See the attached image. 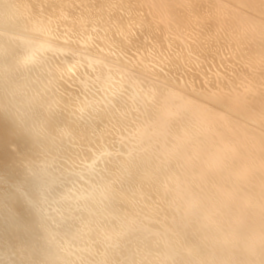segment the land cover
<instances>
[{"label": "bare ground", "instance_id": "6f19581e", "mask_svg": "<svg viewBox=\"0 0 264 264\" xmlns=\"http://www.w3.org/2000/svg\"><path fill=\"white\" fill-rule=\"evenodd\" d=\"M218 1H220V0H218ZM230 1L231 2H233V1L239 2L240 5H237L238 7L235 5V7L239 8V9L242 8L243 12H244L245 8L246 9L249 8V9L253 10L254 6L257 7V9H255V10H258L260 12V14L262 15V17L259 18V20H263V22H264V0H260L261 5L257 1H256V4H254L252 2L254 4V6H252L253 4L251 5V2H250L251 0H230ZM220 2L224 3L228 7L231 6V3L226 2V0H221ZM220 2L215 3V5L220 4V6L222 7V5H224V4H221ZM148 3H150V0H0V71L4 72L5 76L7 77L8 74L14 72L13 69H19L20 67H22L20 65H22V64L25 65L24 61L29 60L31 58L30 57L31 55L28 52L29 48L30 49L35 48L36 46H38L40 44L39 46L47 45L46 48L48 50H49V48L53 49V47L58 46L60 48L65 49L63 51L67 50L68 54H69V52H71L70 54H73L75 56L74 58H70V57L68 58L67 57V59H65L63 62L59 63L58 68L60 67L61 70L64 69V71L65 70L67 71V74L65 76H68V74L71 75V73L73 71H75L76 66L79 65L78 61L81 60L80 62H82L83 59L89 58L91 61V62H89V65L93 62L98 68H100L101 71H99L98 68L96 69V71L99 74L101 72H106L107 71L106 68L110 69L112 67L111 68L112 70L110 73L112 74L113 78H117V80L119 79V81L122 80L123 79L122 77H124L125 75L126 76L129 75V77H127V79H129L131 75H132V77L139 78V80L140 79L144 80V78H147L150 82V86H149V84L147 85L146 83H143V85L146 84V86L141 85L142 84V83H140V82H142L141 80L138 82L137 85H141V87H145V88H147V86H148V88L151 87L152 89H148L146 91L144 89V93L139 92L140 93L139 95L137 93H136V95L134 94L135 91L137 92L138 86L135 87L133 85L135 87L134 88L132 86V84L134 82L132 83V81L130 79L129 80L131 81V86L128 85L130 82L128 84L124 83L125 85H123L122 81H121L122 84H119L118 81L116 83H114L115 81H113L111 79L110 75H108V72H107V74L104 73L105 75L102 73L103 75L101 74V75L97 76L98 77V79L96 78L97 82L101 83L100 86H95V84L98 85V83H95V81H93L95 78L92 80L94 82V84H93V82L91 83V80L89 81L86 79L89 83L94 85V88H92V86H89L90 84H87V83H85L87 85H84V88H86V86H89V88L91 87L90 89H92V92L90 89L88 90V88L86 90L83 87H81V88H83V90L86 91V93H88V91L90 94L93 93V94H91V95H93V98H91L92 96L89 95V93H88V95L90 96L89 97L90 100L88 99V96L86 99H88L90 102L93 99L96 103L95 104L94 101H92L93 104H91V105L92 106L95 105V107L93 106L94 108L91 109V111H92L91 114L89 112L91 106H88V105L87 106L90 107V108L87 107V109H89V111H88L89 114L84 113V115H86V116L91 115L90 121L87 120V122H84L83 120H86V118H85L82 121L84 123H86V125L85 124L84 125L78 124L79 126H75L76 128H78L77 131L75 130L76 134H79L82 137V139H83V137H85L84 139H86V142L95 141V143L96 142L99 143V141L107 140V137L109 136L110 133L111 134L115 133L117 135L118 134L121 135L123 133V132L119 133L121 131V129H122V131H123V129L125 130V128L128 127V125L130 127H132V129H133V130L129 131L130 127H128V130L127 129L125 130V131H129V133L124 136L126 139H122L123 141L119 142L118 145H116V148L115 149L113 148L114 150L113 149L111 150V148L109 150L107 149L110 152H108V151L103 152V150L105 148H108L107 146H105V148H104V145H106L108 143V142L106 143V141H105L104 145L101 146V147H103V148H101V149H103L102 151L99 147H97V148L95 147L96 150L99 148V150H97V152L99 151L98 152L99 154H100V151L103 153L108 152L107 154L110 153V155H111L110 157H112V158L109 159L108 162L110 160L112 161V159H113V164L110 161L111 164L113 165L112 168H116L118 172L112 171V168L110 170V166H109L110 162L109 163L104 162L105 165H103V168L105 169V166L108 164L109 170L111 172H114V174H115V172L118 173V176L120 177L119 179L120 180L123 179L122 181L125 180V182H126L125 183L126 185L123 184V189L121 190V188H122L121 184H120L121 181L119 180V182H118V184H120V186H119L120 188H119V187H117L118 185L116 186V184H114L118 181L117 179H116L117 181H115V177L117 175H114L115 177L113 176L114 177L113 178V177H110V175L111 174L113 175V173H110V175H109L110 178H108V179L106 178V179L109 181V183H111V181L109 179L113 178L112 179L113 183L106 184L108 181H104V182H106L105 184L99 183L100 185L97 186V188H95V190L97 189V191L101 190L100 195L103 196V198H107V199L111 198L112 202L110 204L108 214L116 217L120 226L122 224L124 225L122 231H126V229H127V232H128V229L131 226V224L127 228V226H128L127 222L128 221L131 222L130 220H132L133 218L136 217V219L138 218L137 219L138 221L140 220L143 222V224L144 223L147 224L150 231L156 233L155 235L152 233H151L152 235L151 234H148V235H151L154 239H160L163 246L159 250L158 255H156V256L153 255L154 258L149 257V259L144 260V261H146L145 264H156L157 260H161L160 262L163 261V264H213L214 259L216 257H217V259H215V260H217V261L219 260L218 264H264V229H263V231L261 230L262 233H257L258 232V230H256L257 227L256 228L254 227V225L258 226V224H256L259 221L258 218L262 217V216H256V215H261L262 212L264 215V165H261V163L257 160V158H256V160H254V159H253V161L251 160V158L249 157V154H247V152H246L247 147H246V145L244 146L245 143H243V142H245L244 141L245 134H243V133L246 130V132H245L246 134H249L251 137H252V135H254L257 139V141L255 140L256 142H253L252 145L250 143V147H254L256 151H260V148H262L261 146H264V130L261 131V129L259 127L260 123H258L259 128L257 127V125H255V128H254V127H252L253 126L252 123L250 125V122L246 121V123H244L245 126H243L244 127L243 130H240V132L238 131L237 134L235 133L237 138L238 137L240 138V140H236V138H233L232 136H230L229 132L226 130V127H227L226 125L228 123L226 124L225 120L227 122L228 118L227 119L224 118V117L228 116V117L232 118L234 121L237 118V116H235L234 114L240 113V111L242 109H243L242 111H244L247 114L245 116H248L249 118L251 117L250 119H252V120L253 119L258 120L262 116L254 114V115L258 116V118H256V116L253 117L248 111L251 108V107L250 108L247 107L249 105V103H248V105H245V106L240 105V107L238 106L237 102H231L230 104H227L226 102L223 101L224 98L221 99V95H218L217 93L210 92L208 89L205 90L206 92L201 91V93L199 95L198 94L194 95L197 92H199L198 90H201V88H200V86L197 87L198 89L196 88V85H198V83L194 77V73L192 72V70H194V69H191V71L185 69V67L190 62V59L192 58L190 56L189 52L198 51L199 53H201L200 56H202V54H203V55H206L209 57L213 56L212 54H217L215 57L216 59L215 58L213 59V60H217V57L219 56V54L217 53V50H219V49H220V51L223 50L225 48V46L228 44L231 45L232 48L234 46V48H235L234 51H235L236 55H238V54L240 55V53H241V56H242L245 54V53L242 54V51L245 52V50H248L247 53L251 57L253 56V58L255 59L254 63L256 65V61L259 58L258 56H261L262 58H264V38H263V42H259V41L256 42V43H258L257 46H255L256 43H255V45H252L251 41H248V40L246 41V42H248V45H245L244 43H246V42L242 41L245 38L244 35H243V38H241L242 39L241 40L240 36L236 38V36H238L239 33L236 36L233 35V33L235 34L236 30H235V32L233 31V33H231L233 28L234 27L236 28V25L238 24L236 22V25L231 24V25H234L233 28L230 26L232 28L231 31H230V27H229V29H222V27L224 28L225 25L221 27V29L223 30L222 31V30H217V28H216L217 23H214L216 26L215 29L212 28L213 26L210 28L209 25L206 24L207 26L204 30L202 28H200V31H201V29L203 31H201V33L199 32L200 34L197 35L193 39L194 40L193 43L192 42L190 43L189 41L185 40L182 37V35H181L182 32L181 33L178 32L180 29L179 30L177 29V33L173 34V37H165L163 39L162 38L163 34H159L157 32L161 28L160 27L161 22L165 23L168 21L165 18V15H163V13H164L163 8H162L163 5L162 4L161 5L159 4L157 6L154 5V8L152 9V8L148 7ZM145 5H147L146 9H144ZM165 7H166V5H165ZM223 7H224V9L226 8L225 6H223ZM231 7L234 10L236 9L233 7V5ZM229 8H227V10ZM144 10H146V11L148 10V13L141 14V12ZM166 10H168V9H166ZM234 10H232L233 13H234ZM238 10H235V11L237 12ZM240 10H239V12H240ZM213 11H214V9H213ZM228 11H230V10H228ZM232 11H230V12H232ZM166 12H169V11H166ZM166 12H165V14H166ZM216 12H219V11L216 10L214 12V14H216ZM227 12H225L224 14H226ZM230 12H229V14H230ZM236 12L234 13V14L238 15L236 20L237 21L238 20L243 21L242 19H240V18L245 16L244 14H242L243 12H240L241 13L240 15ZM249 12H250L249 10H247V12L245 11L246 14H248ZM212 14H213V12H212ZM220 14H222V13H220ZM224 14H223V17H224ZM249 14H251V13H249ZM249 14H248V16H249ZM206 15H207V13H206ZM217 15H218V13H217ZM230 15H232V14H230ZM230 15H228V16H230ZM251 15L254 16L253 14H251ZM251 15H250V18L252 17ZM208 16H211V15L209 14ZM234 16H236V15H234ZM169 17L171 19H173L171 15ZM214 17L215 16H213V18ZM225 17H227V16L225 15ZM211 18H212V16H211ZM219 18H220V16H219ZM250 18H249V20H250ZM226 19H228V18H226ZM246 19L248 20V17H246ZM175 20H176V23L178 24L177 28H179V27L181 28L182 24H184L186 26V28L189 27L188 26V23H189L188 16L180 15V16H177L175 18ZM214 20L216 21V19H214ZM214 20L212 19V21H211L212 24H210V25H213ZM252 20H254L255 24H256V22H259V23L262 22L259 20L256 21L257 19H255V18L254 19L252 18ZM202 21H204V20L202 19ZM220 21H222V19ZM230 21H231V19H230ZM248 21H247V23H248ZM204 22H202V24ZM244 22H246V21H243V23ZM205 23H204L203 28L205 27ZM250 23H251V25H250ZM250 23L248 26L245 23V27L247 26V29H248V30L246 29L245 31L252 32L253 29L258 28V25H256L257 28L253 25L254 28L251 27L252 31L249 30L248 27H250V26H252V24H254L253 21ZM54 24L55 25L58 24L56 26L59 28H62V27H60V24H62V26H64V30L61 31V29H58V28H57L58 30L57 29L50 30L51 27H53V28L55 27V26H53ZM223 24H225V23L222 22V25ZM228 24H230V23H228ZM240 24H242V23H240ZM220 26H221V22H220ZM242 26H243V24L240 26V28ZM260 26H261V28L263 27L262 24ZM186 28H185V30H186ZM164 29L166 32L167 29L166 28H164ZM183 29H181V30H183ZM262 29H264V27ZM259 30H260V28H258L257 33H259L261 31V30L260 31ZM135 34H137V37H134ZM253 35L255 36V34H253ZM245 36H247L248 39L250 37V36L248 37V34ZM251 37H252V39L254 38L253 36H251ZM147 39H150V41L153 42V46L156 47L158 51H160L162 49V47L166 46L163 42H165L166 44L169 45L168 47H166V49L169 52V55L164 60L163 65H161L160 63H158L157 61H154V60L153 61L155 63L151 62L152 59H149L150 57L147 58L145 56V54L147 52L146 49H148V46H149V43L146 42ZM259 39H261V38H259ZM186 42H188V44L189 43L190 44L188 45L186 50H184V48H182V44L183 43L185 44ZM250 43H251V45H250ZM53 45H55V46H53ZM185 45L187 46V44H185ZM169 48L170 49L174 48L176 50H174L173 52L170 53ZM39 49H41V48L39 47ZM215 49H216V53L214 51ZM48 50L46 52H48ZM56 51H57V48H56ZM220 51H219V53L222 54V52H220ZM60 52H62V51H60ZM32 53H33V51H32ZM36 53H38V52H36ZM51 53H52V50H51ZM52 54H54V53H52ZM62 54H63V52L61 53V55ZM64 54H65V52H64ZM248 54H246V56L249 57ZM35 55L36 54H33V56H35ZM37 55H39V54H37ZM40 55H42V54H40ZM58 55H55V57H57ZM61 55H59L58 57H61ZM251 57H250V59H251ZM48 58H50V57L48 56ZM37 59H38V57H37ZM43 59H44V57H43ZM53 60H51V61H53ZM209 60H210V58H209ZM36 61H38V60H35L34 62L36 63ZM44 61H42V62H44ZM48 61L50 64L52 63L50 60H48ZM60 61H62V59H60ZM56 62L58 63V61H56ZM257 62H261V60L257 61ZM29 63L32 64L30 60H29ZM47 63H45V64H47ZM40 64H42V63H40ZM45 64L44 63L42 64V65H44L43 68L45 67ZM50 64H47V65L50 67ZM52 64H54V63H52ZM60 64H61V66H60ZM54 65H53V67H54ZM25 66H27V65H25ZM86 66H88V65H86ZM86 66H82V67L83 68L85 67L84 69L86 70V73H88V71L90 72L91 69L88 66V68L90 69L89 70L88 68H86ZM155 66H158V67L164 69L165 71H160ZM166 66H168V68ZM40 67H41V65H40ZM77 67H79V66H77ZM44 69H46V68H44ZM51 69H53V71L52 70L51 71L54 74L55 73L54 71H56V70L54 68H51ZM103 69H105L106 71H102ZM61 70H59L60 73H61ZM92 70H93V68H92ZM92 70H91V72H92L91 75L93 74ZM178 70H181L182 74H179L180 75L179 78L173 77L172 73L177 72ZM66 71H65V73H66ZM76 71H78V69H76ZM94 71H95V68H94ZM79 72L81 73L82 71H79ZM97 72H95V73H97ZM194 72H196V71H194ZM55 74L58 75L57 80L60 79V76H61V78L62 77L65 78V76H62L58 73H55ZM62 74H63V71H62ZM82 74H83V72H82ZM86 75H88V74H86ZM197 75H199V74H197ZM55 76H53V77H55ZM71 76H73V75H71ZM71 76L68 78H71ZM202 77H205V76L203 75ZM79 78H80V76H79ZM81 78H80V80H82ZM50 79L53 81L52 78H50ZM72 79H73V77H72ZM76 79L77 78L75 76L74 80H76ZM83 79L85 80V78H83ZM131 79H133V78H131ZM147 79H145V80H147ZM74 80H72V82H74ZM134 80L136 81V79H134ZM203 80H206V78H204ZM67 81L70 82L69 79L66 80V83H67ZM125 82H128V81L126 80ZM145 82H147V81H145ZM74 83H76V82H74ZM112 83L114 84V86L111 85ZM204 83H205V81H204ZM79 84H80V82H79ZM247 86H249V85H247ZM65 87H63V88H65ZM132 87L134 88L133 90H132ZM68 88L66 87L65 90L63 89L65 91V95H67L66 91H68V92L70 91V94H68V96L72 97L71 96V89L68 90ZM96 88H99V89L96 90ZM203 88L204 87H202V89ZM93 89L95 90V92H93ZM249 90H250V88H249ZM73 91H75V90L72 89V93L74 94ZM80 91H82V90L80 89ZM140 91L143 92L142 88ZM217 91H219V90H217ZM84 92H83V94H84ZM220 92H222V91H220ZM247 92H248V89H247ZM75 93H77V92H75ZM86 93H85V95H87ZM242 93H244V92H242ZM77 94L79 95V93H77ZM83 94H81V95H83ZM232 95H233V93H232ZM73 96L78 97L76 95H73ZM199 96L202 97V99H200ZM70 97H68V99ZM79 97H80V95H79ZM85 97H84V99H85ZM225 97L229 98L228 96H225ZM238 97H241V96H238ZM60 98H61V103H64L65 101L62 99L65 97L60 96ZM78 98H77V100H78ZM73 99H74V104H75V105L73 104V106L76 107V105H77V109H79L80 112L82 109L85 110V112H87L86 111L87 109H84L87 102L82 103V97L79 99V100H81V102L76 101V98H74V97H73ZM84 99H83V101H84ZM232 99H233V96H232ZM235 99H237V98L234 97L233 100H235ZM70 100H72V98ZM240 100L242 102L241 98H240ZM247 100H249V98ZM89 101H88V104H89ZM68 102H66V103H68ZM244 102H245V100H244ZM71 103H73V102H70V104ZM199 103H201L203 105L199 106L198 105ZM63 105L65 106L66 104H63ZM218 105H222L221 108H216V106H218ZM262 105H263V103H262ZM58 106L62 107L61 105H58ZM253 106H255V105H253ZM66 107L70 108V106H67V105H66ZM223 107H225V108H223ZM63 108H65V107H63ZM69 108H68V110H70V111H71V109H72V111L75 110V108L73 109V107H71V109H69ZM227 108L230 111L228 110V112L226 113ZM79 110L77 111L78 112L77 114L80 113ZM215 111L217 114H219V117L221 116V118L215 117V115L212 116V113H214ZM263 111H262V114H263ZM75 112L76 111H74V113ZM229 112H230V114H229ZM82 113H83V111H82ZM82 113H80V117L82 116ZM75 115H76V113H75ZM75 115H74V117H75ZM72 116H73V114H72ZM76 117H79V116L77 115ZM81 119L77 120V123H79L78 121H80V124H83ZM87 119H89V117ZM261 119H263V118H261ZM73 120H74L73 122L75 123L76 119H73ZM229 120H231V119H229ZM247 120H249V119H247ZM239 121H241V120H239ZM261 122H262V120H261ZM263 122H264V120H263ZM74 123H72V122H71V124L69 123V126L72 124L76 125ZM232 126H233V124L231 125V127ZM67 127H68V125H67ZM68 128H66V129L68 130ZM73 128H70V129L72 130ZM74 129H73V131H74ZM75 131L73 133H75ZM90 132L91 133L93 132L94 134H92V136L87 137L88 134H91ZM232 133H234V132L232 131ZM76 134L74 135V137L77 138ZM254 136H253V140L255 139ZM260 137H262V139H260ZM108 138H110V136ZM121 138H122V136H121ZM78 139L81 141L80 137ZM84 139L81 142L84 143V145H86V142H83V141H85ZM91 139H94V140H91ZM245 139L247 140L246 137H245ZM108 140L110 142V139H108ZM248 140H249V138H248ZM248 140H247V143L249 142ZM103 142H100L99 146L102 145ZM257 142L261 145L259 146L257 144ZM115 143H116V141H115ZM88 144L91 145L92 149L94 148L93 146H95L94 143H93V145H92V143H88ZM108 144H111V146H112V143H108ZM113 145H114V142H113ZM200 145H202V148ZM111 146H109V147H111ZM113 147H115V145ZM244 147H246V148H244ZM91 148H90V150H91ZM0 151H1L0 152V158H2L1 162L3 161L4 164L7 162V166L3 167L2 169L7 167L6 169H8L7 170L8 173H9V171H11L15 175L16 179L21 180V183L23 181L24 184H26V185L29 182H31L30 184H32V181H28L27 183H25L26 181H24V180H26V179L27 180L28 179L34 180V176L36 177L34 180L35 184L37 183L36 179L37 180L38 179L43 180L42 178L44 175V170L38 165H33L31 169L25 168L22 166L23 171L19 170V172L15 173L14 169L18 165L22 164L21 163L22 160H21L19 155H17L13 150H11L9 142L7 141V130L5 128H2L1 126H0ZM89 151H88V153H89ZM95 151L93 150L94 154L98 155L97 152H95ZM111 151H113V152H111ZM244 152H246L245 153L246 155L244 154ZM90 154H92V153H90ZM241 154L242 155L244 154V155L242 156ZM223 155L225 156V159H227V157H229L231 159L236 158L238 160H241V159H239L241 156L245 158V160L243 161V163L241 165V168H239V169L237 168L238 171L235 172L236 174L233 173L236 176L234 178L236 181V186L238 188H240L242 186V184L247 185V183H249V181H248L249 179H247V178H248V175H250L249 173L252 172V171L250 172L249 170H251L253 168L258 169V170L256 169L258 171L257 176H256L257 177L256 178V185L257 186H255L254 189H249V190H252V191H250L249 194L245 195V192H243L244 193V199H245V202H244L245 208L244 209L246 211H248L249 214L253 213V211H251L253 204H257L259 201L257 200L258 201L257 203L254 202L253 204H250L252 207L249 206V203L250 202L252 203L253 201H255L254 198H256V199L262 198V200H261V203L259 202L260 205H258L259 203L257 204L258 206H260L259 212H258V209L256 210V212L254 211V213L256 215L253 213L254 216H253V214H251L252 217H250V215L246 211L245 212L247 214L246 213L243 214L244 211L242 212L243 215L246 214L247 217H250V218H248V219H250V221L252 218V222L246 223L247 225H245V223H244V225L246 227L245 229L251 230V234H250V237H248L246 239L245 238L241 239V240H243V242L241 241L242 242L241 244H238V242L236 240L237 236L241 233H239V231H237L239 234H236V236H234L236 230L238 229V227H240V223L242 225L241 221L244 219V218L240 217V214H239V216H237L236 214L232 215L231 218H229V220H227V218H226V221H230V222L232 221L231 222L232 226H230V228L227 230L221 231L220 227L219 226L217 227L216 224H214V223L221 221V219L223 217L222 215L225 214V213L222 214L221 210L216 209L215 212H213V213L211 212L212 214L209 213L210 214L209 217L205 216V218L200 216L201 214L203 215L204 212L201 214H200V212L195 213V211L197 210L196 206H197V204H199V203H197V201L203 202L204 204L206 203L205 205H207L208 202L216 199L215 194L221 195L222 189L219 186L216 187L214 182H212L216 188L214 191L209 192L212 195L210 196L208 194V196H210L209 197L210 199H207L206 193H204V188L206 187L205 186L206 184H204V186H203V182H201V179L202 180L204 179L203 178L204 172L207 171V172H210V174L212 173V175H214L213 172L215 171L216 167L218 168V164H220V166H221V163H223V165L225 167L224 172L219 177L217 176V179L220 182H222L223 181L222 178L224 177L223 175H226V176L228 175L227 176L228 178H229V176H231V174H230L231 172H229L230 171L229 169H231L229 166H231V164H228V161H227V160H229V158L223 162V161H221ZM101 156H103V155H101ZM101 156H99V157H101ZM88 157L92 158L91 155ZM99 157H97V158H99ZM93 158H94V156H93ZM97 158H95V160ZM105 158H107V156ZM105 158L103 157L104 161H106ZM103 159L101 158L100 160H102V162H103ZM92 161H93V159H92ZM238 162H237V165H238ZM89 163H92V162H89ZM1 165L4 166L3 164H0V166ZM93 165L91 164L92 169H93ZM95 166H97V165L95 164ZM219 168H218V170H219ZM6 169H4V170H6ZM94 169H95V167H94ZM116 169H113V170H116ZM194 170H199L198 174L195 173L198 175V177H197V175L195 176V174L191 172ZM97 172H98V170H97ZM207 172H205V173H207ZM8 173H6V174H8ZM106 173H108V172H106ZM255 175H256V173H255ZM12 176L13 175L11 174V177ZM32 176H33V178H31ZM217 179H216V181H217ZM101 180L99 182H101ZM34 181H33V184H34ZM235 181L233 180L232 182L235 183ZM102 182H103V180H102ZM230 182H231V180H230ZM18 184L20 185V182L17 183V186H18ZM30 184H29V186H30ZM113 185L116 186V188H119L120 191L118 189L117 192L113 193V191L115 190L114 189L115 187L114 188L112 187ZM124 185L127 188H124ZM221 185H222V183H220V186ZM223 185H225V184H223ZM21 186L22 185H20L21 189L19 190V188H18L17 190L21 191L22 190ZM24 187H26V186H24ZM237 187L236 188L234 187V190L235 189L237 190ZM91 188H94V187H91ZM201 188H203V190ZM250 188H252V187H250ZM194 189H196V192H195L196 194L193 193L195 191ZM231 189L233 190V188H231ZM231 189L230 190L227 189L225 195L222 193L223 199H221V197L219 196L220 197L219 199H221L222 201L221 200H220L221 202L218 201L221 206L225 205L224 209H227V210H224V212L227 211L228 216H229V213L230 214L232 213L229 211L230 210L229 205H231V202L229 205H228V203H229V200L232 201L233 194L235 195V192L232 193ZM92 190H93V192L95 191L94 189H92ZM249 190H248V192H249ZM19 191H15V192H18V194H19ZM86 193H88V192H86ZM12 194L16 195L15 198L17 200L18 194L17 193H12ZM204 196H205V198H204ZM213 196H215V197H213ZM182 197H183V199H182ZM10 198H13V196L11 195V197H9V202L11 201ZM240 198L241 197H239V199ZM19 199L20 198H18L17 201H21V199L20 200ZM196 199H197V201H196ZM233 200H236V199H233ZM14 201H15V199H14ZM14 201L12 200V202H10V203H12L11 204L12 206L14 205L13 204ZM120 202H124L125 206L123 209H119L120 210L119 211L117 206H120L119 205ZM218 202L216 203L215 207H217ZM240 202H242V201H240ZM203 203H202V206H204ZM214 203H215V201H214ZM121 204H123V203H121ZM238 204H239V202H238ZM18 205L21 206L20 203ZM22 205H24V203ZM26 205H29V204H26ZM209 205H212V207L214 206L213 204H208L207 206H209ZM20 206L18 208H16L15 211L18 210L20 208ZM200 206L201 205L199 204V207ZM218 206H219V204H218ZM22 207L24 208L25 205ZM215 207H213V208H215ZM205 208H207V207H205ZM12 209H14V206L12 207ZM209 209H210V206H209ZM19 211H20V209L18 210V212ZM216 211H220L221 212L220 214H222V215L215 214V213H219ZM239 213H241V212H239ZM258 213H260V214H258ZM140 214H142L141 217L139 216ZM205 215H207V214H205ZM21 220L23 221V224H24L25 222H24L23 218ZM0 221H2V220H0ZM16 221H19V220L17 219ZM222 221L220 224L221 226H222ZM244 221H245V219H244ZM134 222L136 223V220H134ZM19 223H20L19 225L13 223V225L15 224L14 227L12 226L13 228L9 225L10 224L9 223L8 224L9 226H7L6 229H4L2 227V230H6L5 232H7V233L9 232L8 233L9 235H10V232L12 234L17 233V232H15L17 229L20 230L21 228L25 227V225H22L21 222H19ZM223 223H224V221H223ZM228 223L229 222H227V224ZM25 224H28V223H25ZM263 224H264V221H262L260 224L261 227L264 228ZM3 225H4V223L1 226H3ZM132 225L134 226V224H132ZM185 225H188V226H185ZM27 226L32 227L33 225H32V223H30ZM10 227L12 228V231L10 230ZM28 227H25V228H28ZM142 227H143V225H142ZM228 227H229V224H228ZM228 227L226 226V228H228ZM139 228H141V227H139ZM7 229L10 231H7ZM23 229H21V230H23ZM114 229L116 230V228H114ZM143 229H144V227H143ZM242 229H244V228H242ZM21 230L19 232H21ZM115 230H113L114 233L119 232V231L117 232ZM246 230H244V232ZM122 231H121V233H122ZM127 232H126V234H127ZM143 232H144V230H143ZM146 233H148V232H146ZM160 234H161V236H160ZM128 235H129V233H128ZM128 235H126V236H128ZM138 235H137V237H138ZM143 235L141 234V236H143ZM10 236H9V238H10ZM122 236H123V234H122ZM124 236H125V234H124ZM133 236L135 237V235H133ZM145 236H146V234H145ZM15 237H16V235H15ZM15 237H13V240H12V243L14 241L13 245L17 242V240L14 239ZM245 237H247V234L245 235ZM239 238H242V237H240V235H239ZM7 239L8 238H6V240ZM10 241H8V242H10ZM209 241H210V244L207 246L206 243ZM25 243H24L23 247L28 248L30 243H28V244H27V242H25ZM148 246H149V248H152V250L155 248L154 247L155 243L153 242V240L148 242L147 247ZM28 250H30V249H28ZM240 250L243 252H240ZM237 252H238V254H237ZM157 256H158V259H157ZM218 257H219V259H218ZM144 261L142 262V264L144 263ZM56 263H58V262L55 260V262H53V264H56ZM121 264H135V263L134 262L124 263L123 262ZM157 264H159V263H157Z\"/></svg>", "mask_w": 264, "mask_h": 264}, {"label": "rangeland", "instance_id": "374dc122", "mask_svg": "<svg viewBox=\"0 0 264 264\" xmlns=\"http://www.w3.org/2000/svg\"><path fill=\"white\" fill-rule=\"evenodd\" d=\"M217 1L218 0H150V3H148V7L153 9L154 5L155 6H157L159 4L163 5L162 6L163 12H164L163 15H165V18L168 21L165 22L166 24L161 22V24H160L161 28L157 31L159 34H163V37H162L163 39L165 37H173V34L177 33V29L178 30L180 29L178 32H180V33L182 32V34H181L182 37L185 40L189 41L190 43L191 42L193 43L194 42L193 39L197 35H199L201 33V31H203L206 28L207 25H209L210 28L213 26L212 28L215 29L216 26L214 23H217V27H216L217 30H222V29H229L230 26L233 28L234 25H231V24L236 25V22H237L238 23L237 24L238 26L236 25L237 29L234 27L233 30L231 31L232 28L230 27L231 33H233V31L235 32V30L237 32V33L235 32V34L233 33V35L236 36L239 33L238 36H236V38L240 36V39H241V38H243V35H244L245 40L244 39L243 40L241 39V40L243 42L244 41L246 42L247 40L251 41L252 45H255V43L258 41L263 42V38H264V31L263 30L264 29H262V28L264 27V24H263L264 22H263V20H259V18H261L262 15L260 14V12L258 10H255V9H257V7L254 6V4H256V1L261 5L260 0H251L250 1L251 5L254 3L252 5V6H254L253 10L249 9V8L248 9L245 8L244 12L242 11V8H240L241 10L239 8H237L238 7L237 5H240L239 2H236V1L231 2L230 0H226V2L231 3V6L233 5V7L236 8L235 10L239 9L240 12H243L242 14H244L245 16L240 18V19H242L243 21H246L244 23L241 20H238L239 22L236 20L238 15L234 14L236 11L231 6H229L230 7L229 8L224 3H221L220 2L221 0L218 2H220L221 4H224V5H222V7L220 6V4L215 5V3H218ZM165 5H166V7H165ZM235 5L237 7H235ZM223 6H225L226 8L224 9ZM146 8H147V5L144 6V9H146ZM227 8H229L228 10H230V11L234 10V13H233V11L232 12L228 11ZM166 9H168V10H166ZM213 9H214V11H213ZM215 9L217 11H219V12H216V14H214V12L216 11ZM239 10L236 13H238L240 15L241 13L239 12ZM247 10H249L250 11L249 13L253 14L255 17L249 13H248L249 14V16H248V14L245 13V11L247 12ZM166 11H169V12H166ZM165 12L167 15L165 14ZM212 12H213V14H212ZM225 12H227V13L224 14ZM229 12L232 15H230ZM143 13H148V10L147 11L144 10L141 12V14H143ZM206 13H207V15H206ZM217 13H218V15H217ZM220 13H222V14H220ZM209 14L212 16V18H211V16H208ZM223 14H224V17H225V15L227 17L224 18ZM227 14L230 16H228ZM233 14L236 16H234ZM168 15L169 16L171 15L173 19H171ZM180 15L188 16V18H189V23H188L189 27L188 28H186V26L184 24H182L183 27L181 26V28L180 27L177 28L178 24L176 23L175 18L177 16H180ZM250 15L252 16L251 18H250ZM213 16H215L216 18L215 17L213 18ZM219 16L222 19V21H220L221 19L219 18ZM246 17H248V20L250 18L249 21L250 22L253 21V23H254V24H252V26L248 27L249 30L252 31V28H254L253 25L256 28H257L256 25H258V28H260V30H261V31L260 30L259 31L261 33L260 32L257 33L258 28L253 29V31L255 30L254 32L253 31L252 32L245 31L247 29V26L250 23L246 19ZM226 18H228V19H226ZM252 18L257 19L256 21H258V20L262 21L263 23L262 22L261 23L256 22V24H255V22H254V20H252ZM202 19L206 23L204 21H202ZM212 19L213 20L216 19V21L214 20L213 25H210V24H212L211 23ZM230 19L232 22L230 21ZM219 21L221 22V26H220ZM247 21H248V23H247ZM202 22L205 23L204 28H203L204 23L202 24ZM222 22L225 24L222 25ZM228 23H230V24H228ZM240 23L243 24V26L241 28H240V26L242 24H240ZM245 23L247 25L246 27H245ZM261 24L263 25L262 28L260 26ZM56 25H58V24H56ZM56 25L54 24L53 26H55V27L54 28L51 27L50 30H52V29L55 30L57 28L61 29V31L64 30V26H62V24H60V27H62V28H59ZM224 25L226 28L222 27ZM250 25H251V23H250ZM221 27H222V29H221ZM164 28L167 29L166 32H165ZM185 28H186V30H185ZM200 28H202L203 30L201 29V31H200ZM181 29H183V30H181ZM245 32L246 33L248 32L247 34H248V37L250 36L249 37L250 40L247 38V36H245V35H247ZM253 34H255V36ZM251 36H253L254 38L252 39ZM134 37H137V34H135ZM259 38H261V39H259ZM146 42L149 43V46H148V49H146L147 52H146L145 56L147 58L150 57L149 59H152L151 62L157 61L158 63L163 65L164 60L169 55V52L166 49V47H168L169 45L166 44L165 42H163L166 46L162 47V49L160 51H158L157 48L153 46V42H151L150 39H147ZM246 43H244V44L248 45V42H246ZM251 43H250V45H251ZM185 44H187V46ZM185 44L184 43L182 44V48H184V50H186V48L189 45L188 42H186ZM257 44L258 43H256L255 46H257ZM39 45L36 46L35 48H32V49L29 48V50H28V52L31 55L30 56L31 58L29 57L30 58L29 60L31 61L32 64L29 63V60L24 61L25 65H27V66H25L21 63L22 65H20V66H22V67H20L19 69H13L14 72L8 74L7 77L5 76L4 72L0 71V126L7 130V141L9 142L11 150H13L17 155H19L21 160H22L21 161L22 164L18 165L14 169V171H15V173L19 172V170L23 171L22 166L25 168L31 169L33 165H38L44 170V175L42 178L43 180H39V179L37 180L36 179L37 183L35 184L34 180L36 177L34 176V180H32V179L24 180V181H26L25 183H27L28 181H32V184H30L31 182H29L26 185V184H24L23 181H22V183H23L22 184L21 180L16 179L15 175L11 171H9V173H8V171H7L8 169H6L7 167L4 168L6 170L2 169L3 167L7 166V162L4 164L3 161L1 162L2 158H0V164L4 165V166H2V165L0 166V168H1L0 169V220H2V221H0V223H1L0 224V229H1L0 230V264H53V262H55V260L59 264H121L123 262L124 263L134 262L135 264H142V262L146 259H149V257L154 258L153 255H155V256L158 255L159 250L163 246L160 239H154L151 236L152 234L155 235L156 233L150 231V229L148 228V225L145 223L143 224V222L140 220L138 221L137 220L138 218L136 219V217L133 219L131 218L133 221L130 220L131 222H129V221L127 222V225H128V226L126 225L127 228L131 224V226H130L131 228L129 227L128 232H127V229H126V231H122L124 225L122 224L120 226L117 218L114 217L113 215L108 214L109 207H110V204L112 202L111 198H109V199L103 198V196L100 195L101 190H98V191H97V189L95 190V188H97V186H99L101 183L105 184L106 182H104V181H108L107 179L110 177H113L114 175H117L116 177L114 176L115 181L118 180L114 184H116V186L118 185L117 187H119L121 184V187H122L121 190L123 189V184H125L126 182H125V180L122 181L123 179L120 180L118 173H116V172H118L117 169L112 168L113 167V165H112L113 159H112V161L110 160L112 162V164L109 161L110 162L109 166H110V170L112 168V171H116L115 174H114V172H111L109 170L108 164L105 166V169L108 167L106 170L103 168V165H105L104 162L107 163L108 160L112 158V157H110L111 156L110 153L107 154L108 152H110L108 150L110 148H111V150L113 148L115 149L116 145H118L119 142L123 141L122 139H126L124 136L126 134H128L129 131L133 130L132 127H130L128 125V127H130L129 131H125L126 129L128 130V127H126L125 130L123 129V131L121 129V131L119 133L123 132L122 133L123 135L122 134L117 135L114 133L116 135L115 136L114 134L110 133L111 134V135L109 134L110 138H108L109 136L107 137V140L110 139V142H109V140L108 141L105 140V141H106V143L107 142L112 143V146H111V144H108V143L106 145H104V143H105L104 140H103L104 142L103 141H99V143L96 142L97 144L95 143V141L86 142V139H84L85 137H83V139L85 140L83 142H86V145H84V143L81 142L83 140L82 137L79 134H76V131L78 128L75 127V126L84 125V124L86 125V123H84V122H87V120L90 121L91 115L86 116V115H84V113L89 114L88 113L89 109H87L88 106H91V108L88 107V108H90V111H89L90 114L92 112L91 109H93L95 107V105H93L94 107L91 105V104H93L92 101H94V100L92 99L91 102L89 101L90 100L89 95H91L93 93L90 94L88 91V93H89V95H88V93H86V91L83 90V88H84V85H87V84H90L89 86H92V88H94V85H93L94 82L93 81H95V83H98V85L95 84V86H100L101 83L97 82V79H98L97 76L101 75L102 73L107 74V72H108V75H110L111 79L113 81H115L114 83H116L118 81L119 84H122V82H123V85H125L124 83L128 84L130 82L128 85L131 86V81H132V83L134 82L132 84V86L134 85L135 87L136 86L139 87V88L137 87L138 90L136 89L137 92L136 91L134 92L135 95H136V93L138 95L140 93H144V89H145V91L148 89H152L151 87L148 88V86H147V88L141 87V85H143V83H146L147 85L149 84V86H150L149 80L147 78H144V80L147 79V80H145L147 82H145L143 79H140L142 81L140 83H142V84L137 85L138 82L140 81L139 78L132 77V75H131L129 78L131 80L130 81L129 79H127V77H129V75H127V76L125 75L124 77H122L123 79L119 81V79L117 80V78H113L112 74L110 73L112 70L111 69L112 67L110 69L106 68L107 71L105 69H103L102 71H106V72H101L99 74L96 71V69L98 67L93 62H92L93 64L91 63L92 65L91 64L89 65V62H91L89 58L83 59L84 62L83 61L80 62L81 60L78 61L79 65H77V66H79V67L76 66L75 71H73L71 73V75H73V76H71L70 74H68V76H65L67 74V71L65 70L66 71V73H65L64 69L61 70L60 67H59L60 68L59 69L58 68L59 63L63 62L65 59H67V57L68 58L69 57L74 58L75 56L73 54H70L71 52H69V54H68L67 50L63 51L65 49L60 48V47L55 46V45H53V46H55V47H53V49L55 48L54 50L52 48H49V50L51 49L52 53H54V54H52L51 50L49 51L46 48L47 45H44V46L43 45L39 46ZM39 47L41 49H39ZM56 48H57V51H56ZM47 50H48V52H46ZM169 50L171 53L176 49H174V48L170 49L169 48ZM234 50H235L234 46L232 48V46L229 44L226 45L223 50H221V51H220V49L217 50V53L219 54V56L217 57V60H213L217 54H212L213 56H211V57L202 54V56H203L202 57V56H200L201 53H199L198 51L189 52L187 50L190 53V56L192 58L190 59V62L185 67V69L189 70V71H191V69H194V70H192V72L194 73V77L198 83V85H196V88L199 86L201 88V90H198L199 92H197L194 95H197V94L199 95L201 93V91H205L208 89L210 92L217 93L218 95H221V99L224 98L223 101L226 102L227 104H230L231 102H237L238 106L240 107V105L245 106V105H248V103H249V105L247 106L249 108L251 107L250 110H248L249 113L253 117H255L256 115L262 116V117H260V119L263 118V119H261L262 122L260 119H258V120L253 119L252 120V119H250L251 117L249 118L248 116H245L247 114L244 111H242L243 109L241 108L242 110L240 111V113L234 114L235 116H237V118H236L237 120L235 119L236 121L235 120L233 121V119L228 117V116L224 117L225 119L228 118V120L231 119V120H229L230 122L228 120L226 122V120H225V123L226 124L228 123L226 125L227 126L226 130L229 132V135L232 136L233 138H236V140H240L239 137H238L239 139L237 138L236 134L238 133V131L240 132V130H243V128H244L243 126H245L244 123H246V121L250 122V125L252 123L253 124L252 127H254V128H255V125H257V127H258V125H259L258 123H260L259 127H260L261 131L264 130V122H263V120H264V111H263L264 110V58H262L261 56H258L259 58L257 61L261 60V62L256 61V65H255V63H254L255 59L253 58V56L251 57L247 53L248 50H245V52L242 51V54L245 53L242 56H241V53H240V55L239 54L236 55ZM32 51H33V53H32ZM60 51L63 52L62 55H61L62 52H60ZM214 51L216 53V49ZM219 51L222 52V54L219 53ZM36 52H38V53H36ZM64 52H65V54H64ZM33 54H36V55L33 56ZM37 54H39V55H37ZM40 54H42V55H40ZM58 54L61 55V57H58L59 56ZM246 54H248L249 57L246 56ZM55 55H58V56L55 57ZM48 56L50 58H48ZM37 57H38V59H37ZM43 57H44V59H43ZM250 57L252 60L250 59ZM209 58H210V60H209ZM34 59L38 60L39 62L36 61V63H35ZM60 59H62V61H60ZM48 60H50V61L53 60L51 62L54 63L55 65L52 63L50 64ZM42 61H44V62H42ZM56 61H58V63ZM40 63L50 64V67L47 64H45L44 68H46V69H44L43 68L44 65H42ZM40 65H41V67H40ZM53 65H54V67H53ZM86 65H88L91 70L93 68V70H92L93 76L91 75V73H92L91 70ZM60 66H61V64H60ZM82 66H86V68H88L90 70V72L87 70L88 73H86V70L84 69L85 67L83 68ZM155 67L157 69H159L160 71H165L164 69H162L158 66H155ZM166 67L168 68V66H166ZM51 68H54L56 70V71H54L55 73H58L62 76H65L66 79L63 77H62L63 78L62 79L61 76L59 75L60 79L57 80L58 75L54 73L57 76L56 77L52 73L53 69H51ZM94 68H95V71H94ZM76 69H78V71H76ZM59 70H61V73ZM98 70L101 71L100 68H98ZM62 71H63L64 75L62 74ZM79 71H82L83 74H82V72L80 73ZM194 71H196L197 73ZM95 72H97V73H95ZM86 74H88V75H86ZM179 74H182L181 70H178L177 72H173L172 76L175 78H179V76H180ZM197 74H199V75H197ZM52 75L55 77H53ZM74 75L77 78L76 80H74V78H75ZM203 75L205 77H202ZM70 76H71V78H68ZM79 76H80V78L82 77L81 78L82 80H80ZM72 77H73V79H72ZM50 78H52L53 81ZM83 78H85V80L86 79L89 81L91 80V83L93 82V84L89 83L87 80L85 81ZM94 78L95 79L97 78V79L95 80ZM131 78H133V79H131ZM204 78H206V80H203ZM68 79L70 80V82L72 84L69 81H67V83H66V80H68ZM125 79L128 82H125L126 81ZM134 79H136V81ZM72 80H74V82H76V83L72 82ZM204 81H205V83H204ZM79 82L81 85L79 84ZM85 83H87V84H85ZM146 84H144L143 86H146ZM111 85L114 86L113 83ZM247 85H249L250 87ZM65 86L67 88L69 87L68 90L71 89V96L72 97L68 96V94H70V91L69 92L66 91L67 95H65V91H64L66 88ZM89 86H86V88H84V89L87 90V88H88V90H89L91 88V87L89 88ZM63 87H65V88H63ZM81 87H83V88H81ZM133 87H132V90L135 88V87L134 88ZM202 87H204V88L202 89ZM99 88H96V90H98ZM141 88H142L143 92L140 91ZM249 88H250V90H249ZM72 89L75 90V91H73L74 94L72 93ZM80 89L83 92L85 91L84 94L82 91H80ZM247 89H248V92H247ZM90 90L92 92V89H90ZM217 90H219V91H217ZM220 91H222V92H220ZM75 92L79 93L80 97ZM93 92H95L94 89H93ZM242 92H244L246 95ZM80 93L83 95H81ZM85 93L87 95H85ZM232 93H233V95H232ZM73 95H76L79 98L75 97ZM231 95L233 96V99H234V97L237 98V99H235L236 101L232 99ZM60 96L65 97L62 99L65 101L64 103H61ZM87 96H88L89 100L86 99ZM91 96H92L91 98H93V95H91ZM225 96H228L229 98H227ZM238 96H241V97H238ZM68 97H70V98L68 99ZM73 97L76 98V101H80V102H81V100H79V99L82 97V103L87 102L86 106L84 108V109H87L86 110L87 112H85V110H83V109L80 112V110L77 109V105H76V107L73 106V104H74ZM84 97L87 101L84 99ZM71 98H72V100H70ZM77 98H78V100H77ZM199 98L202 99V97H200V96H199ZM240 98L242 99V102H241ZM248 98H249V100H247ZM83 99L85 102L83 101ZM244 100H245V102H244ZM88 101H89V104H88ZM66 102H68V103H66ZM70 102H73V103L70 104ZM94 103H95V101H94ZM262 103H263V105H262ZM57 104L61 105V106L63 104H66L67 106H70V108L66 107V105L65 106L63 105L62 107H60ZM198 105L202 106L203 104L199 103ZM253 105H255V106H253ZM221 106L222 105H218V106H216V108H221ZM63 107H65V108H63ZM71 107H73V109L75 108V110L72 111ZM68 108L71 109V111L68 110ZM223 108H225V107H223ZM78 110L80 113H82V111H83L81 117H80V113L77 114ZM228 110H229L228 108H227V111L225 110L226 113L228 112ZM74 111H76L75 112L76 115H75ZM262 111H263V114H262ZM241 112L242 113L244 112L245 114L243 113L244 114L243 115ZM215 113H216V111L214 113H212V116L215 115V117H219V114L216 113L217 114L216 115ZM72 114H73V116H72ZM229 114H230V112H229ZM254 114H256V115H254ZM74 115H75V117H74ZM77 115L79 117H76ZM88 117H89V119H87ZM85 118H86V120H83ZM219 118H221V116ZM256 118H258V116H256ZM73 119H76L75 123L73 122L74 121ZM79 119H81V121L82 120L84 121V122L82 121L83 124H80V121H78L79 123H77V120H79ZM247 119H249V120H247ZM239 120H241L242 122ZM71 122L76 124V125L72 124L69 126V123L71 124ZM232 124H233V126L231 127ZM67 125L69 128L67 127ZM66 128H68V130ZM70 128H73L74 131L76 130L75 133H73L74 132L73 129L71 130ZM232 131L234 133H232ZM245 132H246V130H245ZM245 132L243 133V134H245V136H244L245 142H243V143H245L244 146L246 145V147H247V149H246L247 154H249V157L251 158L252 161H253V159L256 160V158H257V160L261 163V165H264V146H261L262 148H260V151H256L254 147H250V143L252 145L253 142L257 141V139L254 135H252V137H251L249 134H246ZM75 134L77 135V138L74 137ZM92 134H94V133L92 132L91 134H88L87 137L92 136ZM78 136L80 137L81 141L78 139L79 138ZM121 136H122V138H121ZM253 136L255 138L254 140H253ZM245 137L247 138V140L249 138L248 143H247V140L245 139ZM260 139H262V137H260ZM91 140H94V139H91ZM115 141H116V143H115ZM100 142H103V143H102V145L99 146ZM113 142H114L115 147H113L114 146ZM88 143H92V145L94 143L95 144V146H93L94 148L92 149L91 145ZM257 144L259 146L261 145L258 142H257ZM103 145H104V148H105V146L108 147V148H105L106 150L104 149L105 151L103 149H101V148H103V147H101ZM109 146H111V147H109ZM200 146L202 148V145H200ZM95 147L96 148L99 147L101 149V151L103 150V152H106V151H108V152L103 153L100 151V154L103 155V156H101L98 153L99 151L97 152V150H99V148L96 150ZM246 147H244V148H246ZM90 148H91V150H90ZM93 150L94 151L96 150L95 152H97L98 155L94 154ZM88 151H89V153H88ZM111 152H113V151H111ZM246 152H244V154ZM255 152L256 153L258 152V153L256 154ZM90 153H92V154H90ZM90 155L92 158L88 157ZM93 156H94V158H93ZM99 156H101V157H99ZM106 156H107V158H105ZM242 156L240 158L238 157L241 160H238L236 158L231 159L229 157H227V159L229 158V160H227V159H225V156L223 155L221 161L224 162L227 160L228 164H231V166H229L231 168V169H229L230 170L229 172H231L230 173L231 176H229V178H228L227 177L228 175L227 176L223 175L224 179L222 178V180L224 182L222 180H221L222 182H220L217 179V176L219 177L224 172L225 167H224L223 163H221V166H220V164H218V168L219 167L220 168L218 170V168L216 167L215 171L213 172L214 175H212V173L210 174V172L205 171L207 173L204 172V177H203L204 179L203 180L201 179V182H203V186H204V184H206L205 185L206 187L204 188V193H206L207 199H210L209 197L212 195L209 192L214 191L217 186H219L222 189L221 195L215 194L216 199L210 201L211 203L210 202L207 203V205L213 204L214 205L213 207H215V205L218 201L219 202L222 201L221 199H223V194L224 195L226 194L227 189L230 190L231 188H233V190L231 189V192L232 193L235 192V195L233 194L234 197L232 196V198L236 199V200H233V199H232V201L229 200V203H228V205H229L231 202V205H229V207H230L229 211L232 213L231 214L229 213V216H228V212L227 211L224 212V210H227V209H224L225 205L221 206L219 202H218V204L220 207L218 206V204H217L218 208L217 207L213 208L212 205H209L210 206V209H209V206L205 205L206 203L204 204L203 202L197 201V199H196L197 203H199L201 206L199 207V204H197V206H196L197 210L195 211V213L200 212V214L204 212L203 215L199 214L201 217H204V218H205V216L209 217L210 214L215 212L216 209L221 210L222 214L225 213L223 215L220 214L221 213L220 211H216L219 213H215V214H219V215L223 216L221 219V221L222 220L224 221V223L222 221V226L220 225L221 221L214 223V224H216L217 227L218 226L220 227L221 231L227 230L230 228V226H232V223H231L232 221L231 222L226 221V218H227V220H229V218H231L232 215L236 214L237 216H239V214H240V217L244 218L245 221H244V219L241 221L242 225L240 223V227H238L239 230L237 229L235 232V235H234V236H236V234L241 233L239 235L242 238H239V235L237 236L238 239L236 238L238 244H241L243 242V240H241V239H243V238L246 239V238L250 237L251 230H246L245 225H247L246 223L252 222V218H251V221L248 218L252 217L251 214H253L254 211L256 212V210L258 209V212H259L260 206H258V205H260L261 200H262V198H259V199L254 198L255 201H253L252 203L251 202L249 203V206H251L250 204H253L254 202H256V203L258 201L260 202V203L258 202L259 204L257 203L258 205L253 204V207L251 206L252 207L251 211H253V213L249 214L248 211H246L244 209L245 208L244 207L245 199H244V193L243 192H245V195L249 194L250 191H252L249 189H254L255 186H257L256 185V178H257L256 176L258 173V171H257L258 169L253 168V169L249 170L250 172L252 171L251 173H249L251 176L248 175V178H247V179H249L248 180L249 183H247V185L249 187L246 184H242V186L240 188H238L236 186V181L234 178L236 176L234 174H236L235 172L238 171L237 168L238 169L241 168V165H242L243 161L245 160V158ZM97 157H99L100 159L101 158L103 159V157H104L106 161H104V159H103V162H102V160H100ZM95 158H97V159L95 160ZM92 159H93V161H92ZM88 161L92 162V163H89ZM237 162H238V165H237ZM91 164L92 165L94 164L93 169L91 167ZM95 164L97 166H95ZM94 167H95V169H94ZM113 169H116V170H113ZM97 170H98V172H97ZM106 172H108V173H106ZM191 172L194 174L195 173L198 174L199 170H194ZM6 173H8V174H6ZM110 173H113V175L112 174L110 175ZM255 173H256V175H255ZM11 174L13 175L12 177H11ZM197 174H195V176ZM109 175H110V177H109ZM197 177H198V175H197ZM31 178H33V176ZM101 179L103 180V182ZM112 179H109L111 181V183H113ZM216 179H217V181H216ZM100 180H101V182H99ZM119 180L121 181L120 184H118ZM230 180H231V182H230ZM233 180L235 181V183L232 182ZM33 181H34V184H33ZM19 182H20V185H22L21 191H19L21 189L20 185L18 184V186H17V183H19ZM212 182H214L216 187L214 186V184ZM111 183H109V181H108L106 184H111ZM220 183H222L221 186H220ZM29 184H30V186H29ZM223 184H225V185H223ZM125 185H124V188H127ZM24 186H26V187H24ZM90 186L94 187V188H91ZM116 186H114V185L112 186L113 188L115 187L114 188L115 190L113 191V193L117 192L118 189L120 188V187L116 188ZM234 187L235 188L237 187V190L236 189L234 190ZM250 187H252V188H250ZM18 188H19V190H17ZM92 189H94L95 191L93 192ZM201 189L203 190V188H201ZM194 190L195 191L193 193L196 194L195 193L196 189H194ZM248 190H249V192H248ZM15 191H19V194H18V192H15ZM119 191H120V189H119ZM86 192H88V193H86ZM12 193H17L19 195V196L17 195V200H18V198H20L21 201H17L15 198L16 195H14ZM208 194L210 196H208ZM11 195L15 199V201H14L13 198H10V200H11L10 202H12V200L14 201V203H13L14 209H12V207H13L11 205L12 203L9 202V197H11ZM219 196L221 197V199H219L220 198ZM213 197H215V196H213ZM239 197H241V198L239 199ZM204 198H205V196H204ZM182 199H183V197H182ZM214 201H215V203H214ZM240 201H242V202H240ZM238 202L240 205L238 204ZM19 203L21 204V206L18 205ZM23 203L25 205L24 208L22 207V206H24V205H22ZM121 203H123V204H121ZM202 203L204 206H202ZM26 204H29V205H26ZM119 205L120 206H117L118 210L123 209L125 206L124 202H120ZM19 206H20V208H19L20 211L18 212L19 209L15 211V209L18 208ZM205 207H207V208H205ZM245 211L250 215V217L246 216L247 213ZM239 212H241V213H239ZM242 212H243V214L244 213H246V214L243 215ZM260 213H258V214H260ZM205 214H207V215H205ZM254 214H253V216H254ZM141 215L142 214H140L139 216L141 217ZM256 216H262V217L258 218L259 221H258V223H256V224H258V226L254 225L255 228L257 227L256 228V230H258L257 233H262L264 228L261 227L260 224L262 221H264L263 212L261 213V215H256ZM16 218L19 221H16L17 220ZM22 218H23L24 222L28 223V224H25V223L23 224V221L21 220ZM134 220H136V223L134 222ZM19 222H21L22 225H25V227H28L27 225H29L30 223H32L33 226L32 227L29 226L30 227V228L28 227L29 229L22 226L24 229L21 228V229H23V230L20 229L21 232H19L20 230L17 229L15 231L17 233H14V234H12L10 232V235L12 237L8 234L9 232L7 233V232H5L6 230H2V227L4 229H6V227L9 225L11 227L12 226L14 227L15 224L19 225L20 224ZM227 222H229L228 223L229 227H228ZM3 223H4V225L1 226ZM13 223H15V224L13 225ZM244 223H245V225H244ZM132 224H134V226ZM142 225H143L144 229H143ZM185 226H188V225H185ZM226 226L228 228H226ZM11 227H10V230L12 231L13 227L12 228ZM139 227H141V228H139ZM114 228H116V230ZM242 228H244V229H242ZM112 229L117 231V232L119 231L120 233L122 231V233L121 234L119 232L114 233ZM10 230L7 229V231H10ZM143 230H144V232H143ZM244 230H246V231L244 232ZM145 231L148 233H146ZM237 231H239V233ZM126 232H127V234H126ZM128 233H129V235H128ZM7 234L10 236V238ZM122 234H123V236H122ZM124 234H125V236H124ZM141 234L142 235L144 234V235L141 236ZM145 234H146V236H145ZM148 234H151V235H148ZM246 234H247V237H245ZM15 235H16V237H15ZM126 235H128V236H126ZM133 235H135V237ZM137 235H138V237H137ZM160 236H161V234H160ZM13 237H15L14 239L17 240V242L15 241L16 243L14 245H13L14 241L12 243ZM6 238H8V239L6 240ZM151 240H153V242L155 243V246H154L155 248L153 250H152V248H149V246L147 247L148 242ZM8 241H10V242H8ZM25 242H27V244L30 243L28 248L23 247ZM207 243H206V245L208 246L210 244V241ZM28 249H30V250H28ZM240 252H243V251L240 250ZM237 254H238V252H237ZM157 259H158V256H157ZM215 259H217V257ZM215 259H214L213 264H218L219 260L217 261ZM218 259H219V257H218ZM160 261L161 260H157L156 262L159 264H161V263L163 264V261L162 262H160ZM145 262L146 261H144L143 264H145ZM58 263H56V264H58Z\"/></svg>", "mask_w": 264, "mask_h": 264}]
</instances>
